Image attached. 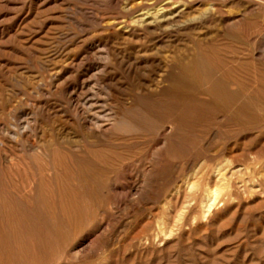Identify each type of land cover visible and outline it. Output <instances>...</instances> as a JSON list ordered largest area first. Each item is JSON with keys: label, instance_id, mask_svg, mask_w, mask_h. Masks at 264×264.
<instances>
[{"label": "rangeland", "instance_id": "374dc122", "mask_svg": "<svg viewBox=\"0 0 264 264\" xmlns=\"http://www.w3.org/2000/svg\"><path fill=\"white\" fill-rule=\"evenodd\" d=\"M0 264H264V0H0Z\"/></svg>", "mask_w": 264, "mask_h": 264}]
</instances>
